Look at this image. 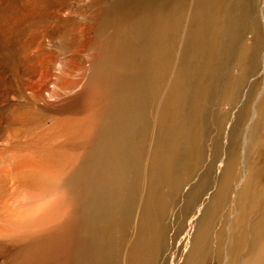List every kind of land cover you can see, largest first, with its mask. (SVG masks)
Wrapping results in <instances>:
<instances>
[{
    "label": "bare ground",
    "instance_id": "bare-ground-1",
    "mask_svg": "<svg viewBox=\"0 0 264 264\" xmlns=\"http://www.w3.org/2000/svg\"><path fill=\"white\" fill-rule=\"evenodd\" d=\"M87 9L80 96L0 89V264H264V0Z\"/></svg>",
    "mask_w": 264,
    "mask_h": 264
},
{
    "label": "rangeland",
    "instance_id": "rangeland-1",
    "mask_svg": "<svg viewBox=\"0 0 264 264\" xmlns=\"http://www.w3.org/2000/svg\"><path fill=\"white\" fill-rule=\"evenodd\" d=\"M36 2L37 5L34 4V0H0V89L7 87L19 89L25 86L42 88L51 82L60 89L76 87L71 95L68 90L56 93L54 96L58 101L50 102L55 107H59L61 102H64L65 106V101L81 95V90L88 80V74L85 72L89 64L83 62L79 65L76 58L86 59L93 54L94 40L105 25L104 19L90 23L91 12L87 8L95 4L101 10H107L113 7L116 0H100L99 3L97 0L95 3L93 0H37ZM10 14L15 18V29L8 25L6 17ZM52 63L56 64L50 75L53 78L48 82L46 68H49V65L51 67ZM58 65L62 66V70ZM3 98L4 95L0 93V108L8 104ZM223 109H227V106ZM1 110L5 108H1L0 112ZM196 178L197 176L190 181V184L194 185ZM188 189L190 190L189 186L181 188L176 194L179 198L174 194V201L172 200V204L169 205L180 204L174 205L173 208L168 205L162 216L165 220L161 218L164 221L160 223L164 226L160 224V227H164V230L168 231L164 233L170 237L181 230L186 220L187 212L183 206V199L189 192ZM177 199L180 202L176 201ZM182 209L184 210L181 211ZM173 250L170 247L167 251L171 253ZM177 255L173 264L183 257V249L180 248ZM206 264H214V260L209 259Z\"/></svg>",
    "mask_w": 264,
    "mask_h": 264
}]
</instances>
